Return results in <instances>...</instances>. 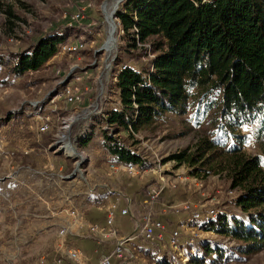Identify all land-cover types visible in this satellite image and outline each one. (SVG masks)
Listing matches in <instances>:
<instances>
[{"label":"rangeland","instance_id":"374dc122","mask_svg":"<svg viewBox=\"0 0 264 264\" xmlns=\"http://www.w3.org/2000/svg\"><path fill=\"white\" fill-rule=\"evenodd\" d=\"M125 2L0 0V57L21 52L44 35L65 27H76L80 34L73 40L85 42L79 54L59 53L40 70L22 77L2 68L5 84L0 83V264H35L42 256L60 255L59 233L75 223L70 211L92 202L100 206L115 194L113 190L133 198L134 209L140 214L145 210L143 200L161 181L166 189L149 211L172 227L182 224L180 220L186 215L181 213L191 206L190 211L196 207L204 212L216 209L218 216L212 220L220 215L230 220L249 218L236 204L240 192L232 189L227 171L216 168L206 173L199 165L171 159L184 150L188 154L195 152L202 138H210L211 123L197 127L187 121L189 116L169 115L153 129L136 134L134 140L126 132L113 135L143 157L145 167L140 166V173L130 175L124 171L111 173L103 165L114 162L104 147L103 131L107 126L102 122L104 115L120 108L117 72L125 65L143 66L129 62L130 56L122 54L120 48L123 32L118 34L116 14ZM146 62L147 59L143 64ZM68 85L80 89L82 103L66 102L64 91ZM95 109L96 113L78 121L70 131L62 129L63 121L72 115ZM46 118L52 120L51 129L40 133L39 126ZM256 129V125L242 128L248 138L245 150L249 156H261L264 163V148ZM63 135L80 156L69 157L61 148ZM85 140L88 141L84 143ZM93 211L89 212L91 221L105 217L102 211ZM128 220L125 231L132 233L135 222ZM209 220L189 223L198 230L181 228L184 237L175 252L167 243L164 248L141 242L138 264H160V260L188 264L204 245L220 246L238 258V241L205 231L202 226ZM229 264H264V250Z\"/></svg>","mask_w":264,"mask_h":264},{"label":"trees","instance_id":"16d2710c","mask_svg":"<svg viewBox=\"0 0 264 264\" xmlns=\"http://www.w3.org/2000/svg\"><path fill=\"white\" fill-rule=\"evenodd\" d=\"M116 17L122 54L143 66L117 72L121 104L103 131L113 163L145 167L144 158L113 135L126 132L134 140L169 115L189 116L197 127L213 124L210 138H202L195 152L184 150L171 159L199 165L206 173L227 171L232 189L240 192L236 204L249 218L220 215L202 226L238 241V258L220 246L204 245L188 264H229L262 252L264 163L246 153L242 128L256 125L264 148V0H126ZM78 34L76 27H65L0 57V83L5 84L2 68L15 77L38 71ZM119 62L124 63L121 56Z\"/></svg>","mask_w":264,"mask_h":264},{"label":"built area","instance_id":"2783aa9c","mask_svg":"<svg viewBox=\"0 0 264 264\" xmlns=\"http://www.w3.org/2000/svg\"><path fill=\"white\" fill-rule=\"evenodd\" d=\"M76 18L80 20L81 15L77 14ZM14 39L15 38H12L10 41L13 42ZM84 48V40L78 39L77 41L75 40L64 45L61 48V53L73 56L79 54ZM127 67L128 66L125 65L122 70L127 69ZM57 74H60V71H58ZM77 80H80V78L78 77ZM64 97L66 102L70 104H79L83 101V94L77 86L70 87V85H68L65 88ZM96 112L97 109H95L94 112H87L84 115H72L69 119L63 121L62 129L68 132L78 121L85 119L91 116L92 113ZM103 117H105V122L102 123L106 124L107 130H109L110 128L107 125V118L109 116L104 115ZM51 124V118H46L39 126L40 133L49 132ZM61 142V148L66 150L69 157H76L79 155L65 135L62 136ZM81 157L83 158V156ZM108 169L112 172H128L130 175H136L142 171L141 167L137 164L112 162L109 164ZM165 189L166 186L162 181L158 186L151 188L148 197L143 200L145 210L142 209L140 214L135 211L133 198L129 196L122 197L125 202V207L121 210L118 209V203H113L104 207L107 212L104 222L90 220V209L87 204L79 209L76 208L75 210H71L70 216L75 220V223L74 225L65 227L60 231L59 235L64 241L63 244L69 235L73 234L76 230H79L86 232L88 237L100 242H111L112 249L108 250V252L103 254L100 258L93 260L81 249L72 247L57 256H42L35 264H138V258L139 255H141L138 250V245H140L141 242L157 243L164 248V243H167L173 252L178 251L182 245V239L184 237L181 228L191 231L198 230L197 227L191 226L189 223L200 222L205 218L215 219L218 216V211L211 208L204 212L203 208L197 207L190 211L192 206L186 207L187 211L181 213L186 215L180 220L182 224L177 227H172L163 220L154 218L152 212L149 211L150 207H152L153 203L160 198ZM98 209L101 210L100 206ZM118 212L122 217L130 218L135 222L131 234L123 236L119 228L116 226V215ZM176 212L178 213L179 211L177 210Z\"/></svg>","mask_w":264,"mask_h":264},{"label":"crops","instance_id":"0c3cea01","mask_svg":"<svg viewBox=\"0 0 264 264\" xmlns=\"http://www.w3.org/2000/svg\"><path fill=\"white\" fill-rule=\"evenodd\" d=\"M94 132H95V130L93 129V133ZM109 157L113 158L110 154H109ZM109 164L110 163H105L103 165H106L107 169H108ZM108 171L111 173H118V172H112L109 169H108ZM90 174L91 173L89 171V175ZM117 178H119V177L117 176ZM94 192H98V190L95 189ZM111 192H113L115 194L110 195L105 199L106 202L104 204L100 205L101 210L98 209L99 205L96 206L94 204V202H92L91 204H87L88 208L91 209V213L93 210H96L97 214H99L98 211H102L101 213L105 214V217H102V218L97 217V218H95L94 221L104 222L106 215H107V212L105 211L106 209H104L105 206H109L113 203H118V209L119 210H121L125 207V202L123 201L122 197L126 196V195H122L121 192H119L117 190H113ZM128 221H129L128 218L122 217L119 212L117 213V215H116V226L119 228V230L123 236L129 235L131 233L130 231L129 232L125 231L128 228V227H125ZM63 242L64 241L62 240L61 243L59 244V249H60L61 253H63L64 251H66L69 248L77 247V248L81 249L82 251H84L93 260L100 258L103 254L107 253L108 250L112 249V243L111 242H100V241L95 240L91 237H88L86 232L79 231V230H76L73 234L69 235L68 238L65 240L64 244H63ZM56 249H57V247H56Z\"/></svg>","mask_w":264,"mask_h":264},{"label":"bare ground","instance_id":"6f19581e","mask_svg":"<svg viewBox=\"0 0 264 264\" xmlns=\"http://www.w3.org/2000/svg\"><path fill=\"white\" fill-rule=\"evenodd\" d=\"M109 23H110V22H109ZM112 30H113V33L111 34V36H112V39H113V36H114V34L116 33V31H117V26L113 27Z\"/></svg>","mask_w":264,"mask_h":264},{"label":"water","instance_id":"95a60500","mask_svg":"<svg viewBox=\"0 0 264 264\" xmlns=\"http://www.w3.org/2000/svg\"><path fill=\"white\" fill-rule=\"evenodd\" d=\"M122 1V0H121ZM124 1V0H123ZM117 25H118V23H117Z\"/></svg>","mask_w":264,"mask_h":264}]
</instances>
